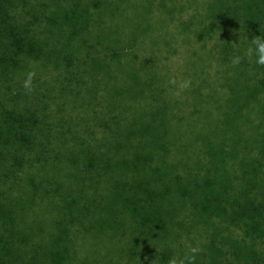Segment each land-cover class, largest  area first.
<instances>
[{
    "label": "trees",
    "instance_id": "obj_1",
    "mask_svg": "<svg viewBox=\"0 0 264 264\" xmlns=\"http://www.w3.org/2000/svg\"><path fill=\"white\" fill-rule=\"evenodd\" d=\"M184 1L0 0V264H264V0Z\"/></svg>",
    "mask_w": 264,
    "mask_h": 264
},
{
    "label": "rangeland",
    "instance_id": "obj_2",
    "mask_svg": "<svg viewBox=\"0 0 264 264\" xmlns=\"http://www.w3.org/2000/svg\"><path fill=\"white\" fill-rule=\"evenodd\" d=\"M207 1H209V0H207ZM183 3H185V5H186L185 6L186 10H185V13H184V15H185L184 18H186L187 16H190V15H192L194 13L195 14L197 13V15H198L199 13H202V14L205 13L206 14V12H208V10L210 11L209 6L205 4L204 0H199L198 5L197 4H192V3L189 5L185 1ZM154 14L156 15L157 12L154 13ZM155 15H153V16H155ZM176 18H179V16H176ZM177 23H178V20L174 19V21L169 23L168 26L166 27L167 29H170V33L171 34L176 31L175 26L177 25ZM197 23H199V22L197 21L196 24ZM164 26H166V25H164ZM149 37L150 38H156V37H158V35L153 34V35H150ZM146 40H149V39H146ZM193 40H194V43H195L193 48L199 50L200 49L199 40H197V39H193ZM208 40H209L208 42L210 43V45H212V43H213L212 39H208ZM148 47H149V45H144V44H142L140 46L138 45L137 48H136V54L140 51V55L143 56V53L145 52V50ZM175 47H177V50L174 51L168 58L170 60V62H171V64H169L170 69H168V70L172 74H174L177 77L178 80H183V79H190L191 80V78H188V77L186 78V76H184L183 74L187 70H193V65L190 67V69H187L184 66L179 67L180 65H185L184 63L191 62L192 54L188 50L189 47H185L183 44H176ZM151 49H152V46L150 45V51H151ZM141 56H139V57H141ZM135 61H136V63H139V60L137 58L135 59ZM132 63L134 64V65H132V69L134 68L135 71L137 69L138 72H139V70L140 71L142 70L141 64H136L135 65L134 61ZM217 70L218 69H215V70L211 71L210 74L216 73ZM47 72H48L47 73L48 76H51V75H54V74L57 73V71H54V70H48ZM206 76H208V75H206ZM140 80L141 79L134 78V76L129 77V78H127V84L126 85H128L129 87H134L135 84L138 83ZM196 84L200 85L201 81L196 82ZM135 88H136L135 90L137 91L138 88L137 87H135ZM196 88H197V85H196ZM138 99H136V93L132 90V91H130V93L128 95L125 96V99H123V100L125 102H128V101H134V100H138ZM147 102H149V101L147 100ZM255 111H257V110H255ZM260 122H261L260 118H258L256 116V123L259 124ZM97 246L98 247H96V252H97L96 257H97V260H98L99 264H112L111 262L115 261V255L117 253L118 243H114V242H110V241L106 242L105 241L104 245H102L101 243H97Z\"/></svg>",
    "mask_w": 264,
    "mask_h": 264
},
{
    "label": "clouds",
    "instance_id": "obj_3",
    "mask_svg": "<svg viewBox=\"0 0 264 264\" xmlns=\"http://www.w3.org/2000/svg\"><path fill=\"white\" fill-rule=\"evenodd\" d=\"M244 56L247 57L249 61H252L253 57H255V63L259 66H264V36H253L249 46L244 52ZM241 60L242 57L239 55L232 57V66H238L241 63ZM34 77L35 72L29 71L23 81V88L28 92L34 91L32 84ZM168 83L174 86L177 95L190 89L192 86V81L190 79L177 80L175 77L170 78ZM199 252V247L188 245L187 251L183 256H173L169 258L168 264H194L196 256Z\"/></svg>",
    "mask_w": 264,
    "mask_h": 264
}]
</instances>
